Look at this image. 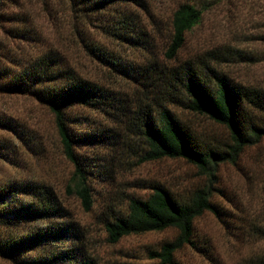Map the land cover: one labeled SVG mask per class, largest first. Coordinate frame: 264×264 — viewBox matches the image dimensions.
I'll use <instances>...</instances> for the list:
<instances>
[{
    "label": "trees",
    "instance_id": "obj_1",
    "mask_svg": "<svg viewBox=\"0 0 264 264\" xmlns=\"http://www.w3.org/2000/svg\"><path fill=\"white\" fill-rule=\"evenodd\" d=\"M42 1L46 11L51 10L47 6L51 0ZM58 1L117 43L147 53L145 60L130 64L101 45L84 44L90 56L132 80L136 89L131 96H122L80 76L53 51L29 59L16 58L0 40V94L31 97L53 115L63 155L74 168L73 187L69 185L67 190L79 199L85 212L93 205L88 183L91 173L75 152V146L100 143L107 135L104 129L80 136L71 133L66 111L71 106L92 108L120 127L126 125V135L141 140L137 165L163 159H181L193 165L204 181L184 197L158 183H150L149 195L130 197L124 212H103L102 224L109 244L130 235L175 229L176 236L162 243L158 250L149 251L148 256L158 264H178L174 255L184 246L196 251L204 249L195 232L197 218L210 212L226 228L229 225L226 210L212 201L214 193H222L215 188L217 172L223 164L237 165L247 149L264 142V90L229 80L211 67L206 57L197 62L168 64L177 59L186 34L201 21L204 10L194 3H180L171 13L167 22L169 41L163 53L165 63L160 64L152 52L160 24L150 13L151 0ZM21 5L20 0H0V10L7 6L19 9ZM0 20L18 24L7 29L6 33L13 37L25 38L34 31L30 18L20 12H0ZM226 50L219 57L252 59L236 47L227 46ZM170 106L224 127L228 141L201 142ZM252 115L262 116L263 122ZM0 128L18 134L10 121L2 117ZM8 150L0 141V153L4 155ZM21 196L25 199L19 200ZM29 222L46 223L21 226ZM241 224L242 234L264 240V224L254 220H243ZM35 249L42 251L29 254ZM0 259L12 264H99L87 247L83 230L54 191L45 183L33 181L0 183ZM248 263L264 264V256L250 258Z\"/></svg>",
    "mask_w": 264,
    "mask_h": 264
},
{
    "label": "rangeland",
    "instance_id": "obj_2",
    "mask_svg": "<svg viewBox=\"0 0 264 264\" xmlns=\"http://www.w3.org/2000/svg\"><path fill=\"white\" fill-rule=\"evenodd\" d=\"M21 8L7 6L0 12H20L30 18L33 32L27 37H13L0 20V40L16 58H33L53 51L80 76L121 94L131 96L136 85L90 56L85 43L103 46L124 62L140 63L148 55L142 50L117 43L101 33L95 24L71 13L58 0H51L46 11L42 0H20ZM191 2L204 10L201 21L185 36L183 48L175 61L197 62L206 57L209 65L229 80L264 90V0H151L150 13L160 24L154 36L152 52L165 63L163 53L169 41L167 22L174 9ZM146 22L145 16L143 17ZM236 47L251 60L220 56L226 47ZM200 59V60H199ZM175 116L191 127L203 143L227 142V130L211 120L170 106ZM71 133L75 136L104 129L107 135L100 143H78L75 152L89 167V187L93 205L85 212L79 199L69 193L73 165L62 152L60 139L50 111L28 96L0 94V117L7 119L18 134L0 128V141L10 150L0 153V183L33 181L48 185L62 206L85 234L90 253L99 264H158L149 251L176 236L175 229L130 235L116 244L107 242L103 212H124L130 197L146 198L150 183H158L178 197H184L202 185L204 178L197 169L181 159H163L137 165L142 149L139 138L129 137L124 127L113 123L100 111L84 106L67 110ZM262 121V116H253ZM22 134V135H20ZM222 193H214L212 201L226 210L227 228L210 212L195 220V232L202 251L184 246L175 252L178 264H249L250 258L264 256V240L241 233L243 220L264 224V142L247 149L237 165L223 164L217 172ZM22 196L19 200H24ZM46 223V222H43ZM41 222L22 223L35 226ZM20 226V227H21ZM44 250V249H43ZM42 250L28 251L37 255ZM0 264H12L0 259Z\"/></svg>",
    "mask_w": 264,
    "mask_h": 264
}]
</instances>
